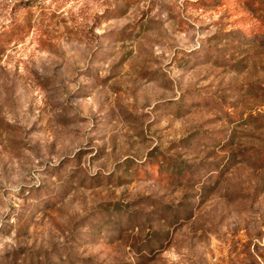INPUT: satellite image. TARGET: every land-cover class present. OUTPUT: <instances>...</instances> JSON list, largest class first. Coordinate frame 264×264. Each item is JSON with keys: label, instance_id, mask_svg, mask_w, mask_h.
<instances>
[{"label": "rangeland", "instance_id": "374dc122", "mask_svg": "<svg viewBox=\"0 0 264 264\" xmlns=\"http://www.w3.org/2000/svg\"><path fill=\"white\" fill-rule=\"evenodd\" d=\"M0 264H264V0H0Z\"/></svg>", "mask_w": 264, "mask_h": 264}]
</instances>
